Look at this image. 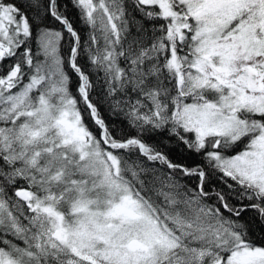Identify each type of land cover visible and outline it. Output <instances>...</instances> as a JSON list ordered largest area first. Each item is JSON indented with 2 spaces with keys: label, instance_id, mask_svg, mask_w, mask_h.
<instances>
[{
  "label": "snow or ice",
  "instance_id": "6c2138e0",
  "mask_svg": "<svg viewBox=\"0 0 264 264\" xmlns=\"http://www.w3.org/2000/svg\"><path fill=\"white\" fill-rule=\"evenodd\" d=\"M0 264H264V0H0Z\"/></svg>",
  "mask_w": 264,
  "mask_h": 264
},
{
  "label": "trees",
  "instance_id": "16d2710c",
  "mask_svg": "<svg viewBox=\"0 0 264 264\" xmlns=\"http://www.w3.org/2000/svg\"><path fill=\"white\" fill-rule=\"evenodd\" d=\"M70 11H74V10L70 9Z\"/></svg>",
  "mask_w": 264,
  "mask_h": 264
}]
</instances>
